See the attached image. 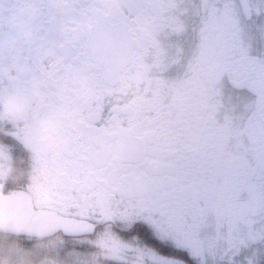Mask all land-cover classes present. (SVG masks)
Wrapping results in <instances>:
<instances>
[{"label":"flooded vegetation","instance_id":"af4514ba","mask_svg":"<svg viewBox=\"0 0 264 264\" xmlns=\"http://www.w3.org/2000/svg\"><path fill=\"white\" fill-rule=\"evenodd\" d=\"M13 93L31 100L17 120ZM53 116L49 152L36 128ZM37 216L95 233L0 232V261L258 256L264 0H0V220Z\"/></svg>","mask_w":264,"mask_h":264},{"label":"clouds","instance_id":"9594fccd","mask_svg":"<svg viewBox=\"0 0 264 264\" xmlns=\"http://www.w3.org/2000/svg\"><path fill=\"white\" fill-rule=\"evenodd\" d=\"M31 108V100L22 93H13L5 103L3 116L6 119L17 120L23 118ZM62 125L61 116H53L42 121L36 128L38 143L45 151H54L58 144L56 132Z\"/></svg>","mask_w":264,"mask_h":264},{"label":"water","instance_id":"95a60500","mask_svg":"<svg viewBox=\"0 0 264 264\" xmlns=\"http://www.w3.org/2000/svg\"><path fill=\"white\" fill-rule=\"evenodd\" d=\"M67 224L60 222L58 220H51L48 224H43L40 221L36 223H27L23 221L15 222H4L0 220V231L14 234H25L30 232V234L45 237L55 234L58 230H63L66 232ZM93 230L84 231L83 233H93Z\"/></svg>","mask_w":264,"mask_h":264},{"label":"rangeland","instance_id":"374dc122","mask_svg":"<svg viewBox=\"0 0 264 264\" xmlns=\"http://www.w3.org/2000/svg\"><path fill=\"white\" fill-rule=\"evenodd\" d=\"M261 243L263 244V242L261 241ZM108 248H110V246H107ZM257 249V248H256ZM262 249V248H261ZM258 251H260V249H257ZM256 250V253L258 252ZM112 252V251H111ZM153 257H155L156 259H159V261L161 262H164V263H167L169 262L170 260L165 258V257H162L160 255H156V254H153L151 253ZM144 257H141V259H143ZM244 259V258H243ZM245 261V260H244ZM6 262H0V264H5ZM137 264H145L143 263L142 261L138 262ZM246 264V263H244ZM248 264H264V262H262L258 256H253L252 259L249 260Z\"/></svg>","mask_w":264,"mask_h":264},{"label":"trees","instance_id":"16d2710c","mask_svg":"<svg viewBox=\"0 0 264 264\" xmlns=\"http://www.w3.org/2000/svg\"><path fill=\"white\" fill-rule=\"evenodd\" d=\"M138 237H139V236H138ZM140 238H144V237L141 236ZM155 248H157V247H155ZM157 250H158V252H159L160 254H163L162 249H161L160 247H158ZM183 262H184V264H202V263H200L199 261H196V260H194V261H190V260H188V259H184Z\"/></svg>","mask_w":264,"mask_h":264}]
</instances>
